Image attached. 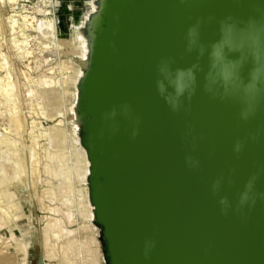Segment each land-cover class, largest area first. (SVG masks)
I'll list each match as a JSON object with an SVG mask.
<instances>
[{"label": "water", "instance_id": "obj_1", "mask_svg": "<svg viewBox=\"0 0 264 264\" xmlns=\"http://www.w3.org/2000/svg\"><path fill=\"white\" fill-rule=\"evenodd\" d=\"M93 4L73 123L104 264H264V0Z\"/></svg>", "mask_w": 264, "mask_h": 264}, {"label": "bare ground", "instance_id": "obj_2", "mask_svg": "<svg viewBox=\"0 0 264 264\" xmlns=\"http://www.w3.org/2000/svg\"><path fill=\"white\" fill-rule=\"evenodd\" d=\"M41 2L44 6L40 8L39 0H0V105L5 104L7 107L5 118L2 116L3 113H0V235H3L0 241V264H29L30 247L33 240H31L28 228L32 222V215L31 211L26 208L29 202L28 195H21L19 192L24 187L26 188V179H28L30 187L35 186L43 157L49 156L50 160L57 161L62 159L56 146L57 143L68 137L72 146H70L68 157L70 162L67 164L73 172L77 171L80 174L82 185L80 184L78 189L84 198L79 199L77 193H74V181L71 180V189L59 192V196L62 197L61 204L76 202L79 209L83 202L88 203V208H91V212L88 211V217L93 220L87 186L88 159L86 151L80 143L77 126L73 123V106L77 97L76 83L83 71V61L79 60V55L64 60L66 63L60 60V77L57 78L54 74H49L54 73L56 67L51 55L56 53L58 56L57 52L63 44L74 45V42H63L65 39L63 30L69 31L72 28L81 27L83 25L81 22L86 20L85 11L88 9L85 3L79 8L80 10L77 7L74 8L77 10L73 11L71 15L67 10H69V4L73 5L72 2L63 0H41ZM6 7H9V11L4 19L2 8ZM62 7L64 9H61ZM63 13L67 15L64 16ZM5 26L8 27L11 36L9 41L6 38L7 29ZM32 31L38 32L37 37L42 39L41 46L32 43L36 37L33 36ZM76 38H78L76 41H79V46L74 47L75 51L83 57L82 55L86 54L85 41H81L79 36ZM6 41L13 49L15 58L22 63L30 57H33L36 62L39 55H44L42 57L46 64L41 67L45 70L41 73L42 79H39L40 73L33 74V66L30 65V61L26 65L27 69L21 72L25 78L23 85L26 87V95L31 106L30 121L22 110L17 82L12 78L10 71L12 57L2 51L3 42ZM52 44L55 46L56 52L47 53L46 51L52 47ZM36 46L44 48V50L38 52ZM73 58H76L75 61ZM84 59L86 58L84 57ZM64 68L67 69L65 72ZM44 120L51 121L52 124L48 125V122ZM27 138L30 141L29 145L25 141ZM42 138L47 139L48 142L41 143ZM81 148L83 149L81 150ZM23 172H27V175ZM54 193V190L49 192L50 195ZM57 207L63 212L65 219H75L74 211ZM48 209L54 210V207ZM81 212L87 213V209H83ZM60 222L64 225L66 221L51 219L47 228L48 234L55 238H61V241L69 239L70 231L59 228ZM95 227L92 222L90 229L95 230ZM81 231L83 229L78 227L77 232L81 233ZM57 245L58 243H54V248ZM39 264L45 263L40 260Z\"/></svg>", "mask_w": 264, "mask_h": 264}, {"label": "rangeland", "instance_id": "obj_3", "mask_svg": "<svg viewBox=\"0 0 264 264\" xmlns=\"http://www.w3.org/2000/svg\"><path fill=\"white\" fill-rule=\"evenodd\" d=\"M38 1V0H37ZM64 2H72L73 5L68 6L67 11H69L72 15L73 11H76L74 8H80L83 4L86 3L87 9L85 11V19L87 18L88 14L93 10V0H63ZM39 7H43L41 0H39ZM61 9H64L63 7ZM80 10V9H79ZM9 11V7L2 8V13L4 14V19L6 18ZM40 11V9H39ZM68 14V12H66ZM63 13L64 16L67 14ZM40 14V13H39ZM85 22V21H84ZM84 22H81V24H84ZM7 24V22L5 21ZM70 23V22H69ZM7 26V25H6ZM5 26V27H6ZM68 28V27H67ZM78 28H72L71 30H63L65 32V35L63 38V42H74V45L72 44H63L62 48L59 49L57 54H53V52H56L55 46L52 44L47 53H51V57L54 59V65L56 66L54 69V74L57 78L60 77L61 69L59 67V62L68 60L69 58L76 57V55H79L81 61H83V64L85 62L84 57L86 58V54L80 56V54L75 51V46H79L77 42L76 37L79 36V39L82 41L83 39L78 34ZM7 32L5 33L7 35V40L11 37L8 31V27H6ZM69 33V35H67ZM33 36H36L33 39L32 43H36L37 46H41L40 41L41 38L37 37L38 32L32 31ZM75 34V35H74ZM5 39V38H4ZM9 41V40H8ZM3 42L2 45V51L7 53L9 56L12 57L10 59V71L12 72V78L14 81L17 82V88L20 95L21 100V106L22 110L24 112V115L29 118L30 114V101L28 99V96L26 95V87L23 85L25 82V78L22 75V70H26V65L30 61V65L33 66L32 72L34 75L39 74V79H42V72L45 70L41 69L42 66L46 64L44 62V59L42 56L39 55V58L37 59V63L33 60V57H30L27 61H24L23 63L19 60H17L14 56V51L10 47L9 42ZM84 41V40H83ZM85 43V42H84ZM8 45V46H7ZM35 46V45H34ZM36 46V47H37ZM86 49V47H85ZM44 50V48L37 47V51L40 52ZM44 52V53H46ZM46 53V54H47ZM46 56V55H45ZM56 56V57H55ZM74 61L76 58H73ZM25 63V64H24ZM66 63V61H64ZM24 66V67H23ZM69 69V68H68ZM67 69L64 68V72ZM71 70V68L69 69ZM66 74V73H65ZM65 86L67 84H64ZM59 86V85H56ZM58 97V93H56ZM5 106V107H4ZM0 113H3V117L5 118V115L7 113V107L6 105H0ZM28 111V112H27ZM1 118V116H0ZM1 121V119H0ZM45 122L47 120H44ZM48 125L52 124L51 121H47ZM47 125V123H44ZM26 143L29 145L30 141L28 138L25 140ZM29 142V143H28ZM48 140L45 138H42L41 143H47ZM68 138H65L64 141H61L57 143L56 149L59 150L58 153L60 154L61 160H50V157L47 156L46 158L43 157L40 169L38 170L37 176H36V183L35 186L30 187L28 184V179H26V188L22 189L19 193L21 195H28V203L26 205V208L31 211L32 215V222H30L28 232L31 234V237L33 240L31 247H30V258H29V264H39L40 260L43 261L45 264H104L102 256H101V244L98 239V229L95 227V230L90 229V225L93 222L91 218L88 217V211L91 212V208H88V203L83 202L82 205H80V208L78 209L76 206V202L74 204H61L62 197L59 196V192H62L63 190H70L71 189V180L74 181L75 191L74 193H77V196L79 199H83L82 193L79 192L80 184L82 185V178L77 171L71 170L69 168V165L67 163L70 162L68 159L69 157V150L70 146H72V143ZM83 148H81L82 150ZM48 153V150L46 151ZM63 152V153H62ZM67 158V160H65ZM64 159V160H63ZM46 161V162H45ZM57 163V164H56ZM72 172V173H71ZM25 175H27V172H23ZM29 175V174H28ZM70 177V179H69ZM29 178V176H28ZM67 178V179H66ZM74 178V179H73ZM30 181V180H29ZM32 186V185H31ZM77 189V190H76ZM54 190L55 193L53 195H50L49 192ZM70 192L68 191V194ZM62 207L64 210H71L74 211L76 214L75 219H65L63 212L58 209V207ZM83 206V208H82ZM49 207H54V210H49ZM57 207V208H56ZM87 209V213L81 212V210ZM27 211V209H26ZM25 215V212H24ZM78 218V219H77ZM51 219H54L55 221H63L65 220V224L63 225L62 222L59 228H65L69 233V239H65L61 241V238H55L51 236V234H48L47 228L49 225V222ZM90 224V225H89ZM32 225V226H31ZM31 226V227H30ZM83 229L81 233L77 232V228ZM3 235H0V241L2 240ZM72 239V240H71ZM9 240V239H8ZM54 243H58L57 247L54 248ZM36 246V247H35Z\"/></svg>", "mask_w": 264, "mask_h": 264}, {"label": "clouds", "instance_id": "obj_4", "mask_svg": "<svg viewBox=\"0 0 264 264\" xmlns=\"http://www.w3.org/2000/svg\"><path fill=\"white\" fill-rule=\"evenodd\" d=\"M190 38H194L196 36V28H190L189 29V33H188ZM191 42V39H190ZM178 77L181 81H186V80H190L192 78V74L191 72H184V71H180L178 73ZM180 91H183V87L180 89ZM238 150V149H237ZM246 188H251V182H249L248 185H246ZM248 193L245 192L242 197H241V204L245 203L248 200Z\"/></svg>", "mask_w": 264, "mask_h": 264}]
</instances>
